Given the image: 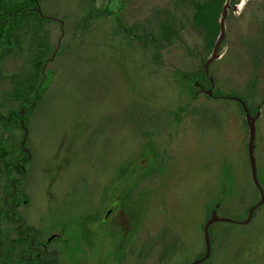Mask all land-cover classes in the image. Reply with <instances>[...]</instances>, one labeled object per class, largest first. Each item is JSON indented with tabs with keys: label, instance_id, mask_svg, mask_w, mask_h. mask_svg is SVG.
<instances>
[{
	"label": "rangeland",
	"instance_id": "374dc122",
	"mask_svg": "<svg viewBox=\"0 0 264 264\" xmlns=\"http://www.w3.org/2000/svg\"><path fill=\"white\" fill-rule=\"evenodd\" d=\"M121 1L38 0L51 18L43 29L59 47L46 53L52 59L41 67L37 99L17 108L4 97L8 74L21 71L19 61L0 76L2 107L23 123L31 153L18 209L27 223L49 216L54 240L69 242L62 250L79 255L81 264H103L106 254L89 256L92 248L77 243L94 238V220L118 197L110 221L119 238L113 264H189L205 252L203 225L212 214L240 222L259 200L247 154L248 119L264 191V56L257 78L244 44L260 37L255 24L264 0H225L215 54L214 44L207 46L191 26L188 5L124 0L116 18ZM157 7L176 11L183 25L156 60L152 47L126 30ZM210 87L215 101L206 96ZM245 98L248 119L238 101ZM207 110L214 119L205 117ZM11 124L0 130V153L9 162L24 133ZM209 227L211 251L198 264H264V202L246 224Z\"/></svg>",
	"mask_w": 264,
	"mask_h": 264
},
{
	"label": "trees",
	"instance_id": "16d2710c",
	"mask_svg": "<svg viewBox=\"0 0 264 264\" xmlns=\"http://www.w3.org/2000/svg\"><path fill=\"white\" fill-rule=\"evenodd\" d=\"M179 1L189 6L191 10L189 14V17H191L190 24L193 29L203 35L207 46L213 45L219 34L218 19L222 13L225 0ZM37 2L38 0H0V76L7 72L6 68L12 62L19 61L22 64L19 67L20 72L8 74L11 89L9 92H4L5 99L15 102L17 108L25 101L28 104L37 99L39 90L42 87L41 67L52 59L46 53L58 49L56 44L51 46L50 31L47 28L43 29L45 23H50L51 20L41 16L34 10ZM123 5L124 0L121 1V6L115 15L116 18ZM182 25V19L179 20L176 11L168 7H157L150 11L146 20L140 24H134L126 30V33H132L133 39L138 40L136 42L151 46L154 52L153 57L157 60L156 55L159 49L172 43L179 34ZM255 26L257 28L256 33L260 34V37L256 40L250 38L244 44L248 49L251 65L253 66L251 74H256L258 78L259 73L255 70L260 59H262L261 57L264 56V6L260 21ZM201 73L205 77L204 71ZM249 79L246 87L249 91H252L256 80L254 81L253 76ZM206 96L212 101L217 100L209 98V95ZM224 98L229 99L226 96ZM242 102L246 103L247 99H243ZM4 103L0 102V130L13 128L11 125L14 121L11 118V115L14 114L13 110L8 106L2 107ZM1 109H4L5 113H2ZM205 115L208 118V115H212L214 119L215 113L210 114L207 110ZM26 156L27 154L24 153L21 160L26 161ZM22 167H25L24 163ZM208 231L210 237V227Z\"/></svg>",
	"mask_w": 264,
	"mask_h": 264
},
{
	"label": "flooded vegetation",
	"instance_id": "af4514ba",
	"mask_svg": "<svg viewBox=\"0 0 264 264\" xmlns=\"http://www.w3.org/2000/svg\"><path fill=\"white\" fill-rule=\"evenodd\" d=\"M38 3L34 10L41 16L47 17L40 11ZM60 22L59 25L62 28V22ZM56 46L59 47L57 44ZM56 51L53 49L51 54ZM12 123L20 126V130L24 133L17 143L18 147L12 151V161H7L6 156L0 153V264H81L79 255L71 256L62 250L68 248L69 242L54 240L55 233L51 230L53 225L49 216L46 215V219L40 218L41 221L36 220V223L30 220L28 224L21 210L18 209L19 205L24 203L19 199L21 196L19 189L29 168L31 153L25 139L26 132L23 123L16 121ZM24 153L27 154L26 161L21 160ZM111 199L112 201H109L111 203L107 204L103 214L94 220L96 234L91 239L92 241L82 240L77 243L86 248H92L89 256L97 257L101 253L106 254L103 264H113L119 260L118 229L110 223L117 212V205L113 203L118 202V197ZM45 220L48 225L41 226L40 224H44ZM108 237L111 238L109 245V241H106ZM78 252L81 254V250ZM12 253L17 255L14 259L10 256Z\"/></svg>",
	"mask_w": 264,
	"mask_h": 264
},
{
	"label": "water",
	"instance_id": "95a60500",
	"mask_svg": "<svg viewBox=\"0 0 264 264\" xmlns=\"http://www.w3.org/2000/svg\"><path fill=\"white\" fill-rule=\"evenodd\" d=\"M220 37L218 39H216V41L214 43L213 54L216 53ZM211 60H212V58H209L207 60V64L209 62H211ZM206 69L207 68L204 67V71H206ZM207 94L209 96H211V87L208 90ZM235 99H237V98H235ZM238 101L242 104L243 109L245 111V116L248 119L250 117L249 112L247 111L244 103L241 100H239V99H238ZM247 123H248V129H249V138H248V144H247V154H248L251 178H252V181H253L255 187L257 188V190L259 192V200L249 207V209L247 211L246 218L243 221H240V222L239 221H235V220H233L231 218L221 217V216H217L216 214H212V216L210 218H208L204 222V225H203V237H204V242H205V252H204V254H203V256L201 258L196 259V260L190 262L189 264H198L201 261H204V260H206L208 258L209 254H210V251H211L210 237H209L208 228H209V226L212 223H214V222H230V223L246 224L250 220L253 210L256 207L260 206L264 202V191L262 190V187L260 186L259 181L257 179L256 166H255L254 157H253L254 137H255V129H254V125H253V120L248 119Z\"/></svg>",
	"mask_w": 264,
	"mask_h": 264
}]
</instances>
